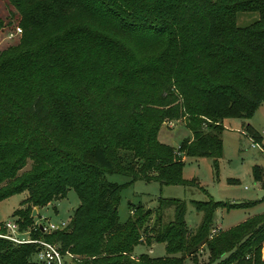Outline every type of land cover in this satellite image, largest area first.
<instances>
[{"label":"trees","instance_id":"trees-1","mask_svg":"<svg viewBox=\"0 0 264 264\" xmlns=\"http://www.w3.org/2000/svg\"><path fill=\"white\" fill-rule=\"evenodd\" d=\"M249 12L257 17L238 25ZM12 24L18 41L0 49V201L26 193L13 213L20 231L34 208L72 189L79 203L67 226L29 235L79 264H184L203 247L207 264H264V212L212 234L216 209L244 204L192 200L201 220L190 228L185 201L160 197L152 227L150 209L135 206L120 222L122 186L106 178L197 185L157 139L168 120L192 134L178 152L217 165L223 119L264 103V0H0V33ZM246 133L262 141L252 126ZM252 176L264 188L261 166ZM143 242L164 243L166 255L135 257ZM36 251L0 237V264H40Z\"/></svg>","mask_w":264,"mask_h":264},{"label":"rangeland","instance_id":"rangeland-1","mask_svg":"<svg viewBox=\"0 0 264 264\" xmlns=\"http://www.w3.org/2000/svg\"><path fill=\"white\" fill-rule=\"evenodd\" d=\"M257 17L256 13H239L238 25H245ZM15 28V29H14ZM16 25L7 26L0 33V49L13 45L18 41ZM17 32V33H15ZM221 134L222 151L217 165L214 166L210 157H190L178 152L182 141L189 139L192 134L183 119L166 121L160 128L157 139L167 144L182 157V177L190 180L195 178L197 185H160L157 181L131 180L128 175L119 173L106 174V178L120 184V198L117 213L120 222L126 221L132 214L130 206L150 209L147 225L152 227L157 216L158 199L178 198L186 203L185 221L190 228H195L200 220L201 213L195 211L192 200L204 201L211 198L215 201L227 203H242L237 208H218L213 212V227L216 232L225 230L242 220L264 211V188L254 181L252 167L259 165L264 169V103L247 118H224ZM246 125L252 126L261 136L262 141L257 142L246 133ZM30 166V161L23 169ZM230 179L237 180L230 183ZM26 193H17L0 201V223L15 220V209L25 198ZM79 203L76 193L70 189L65 197L54 200L48 205L35 208L33 224L43 225L47 222L60 223L68 221L69 216ZM173 207L164 209L163 220L172 219ZM27 228L20 231V236H26ZM149 233V232H148ZM148 253L151 257L166 255L165 245L162 242H153L152 245L139 244L135 246L133 255ZM264 251L262 248V257ZM264 258V257H263ZM64 264H79L75 260L64 257ZM208 252L205 247L198 254L185 259L184 264H207Z\"/></svg>","mask_w":264,"mask_h":264},{"label":"built area","instance_id":"built-area-1","mask_svg":"<svg viewBox=\"0 0 264 264\" xmlns=\"http://www.w3.org/2000/svg\"><path fill=\"white\" fill-rule=\"evenodd\" d=\"M17 32H21L19 27L16 28ZM15 32V33H17ZM179 154V153H178ZM132 213V211H131ZM68 224V221H61L60 223L47 222L42 226V233H50L56 230L64 229ZM39 225L34 224L32 230H35ZM40 228V227H39ZM29 231H26V236H20L18 223L16 220H7L0 223V237L12 241L13 243H33L37 245V251L34 253V260L40 264H64V257H68L71 260L75 257L69 251H62L59 244L55 242H49L43 238H32L29 235ZM216 231L212 229V234Z\"/></svg>","mask_w":264,"mask_h":264},{"label":"water","instance_id":"water-1","mask_svg":"<svg viewBox=\"0 0 264 264\" xmlns=\"http://www.w3.org/2000/svg\"><path fill=\"white\" fill-rule=\"evenodd\" d=\"M35 214H36V209L34 208L33 211H32V217L35 216ZM39 227H40V229H41V231H42V226L39 225Z\"/></svg>","mask_w":264,"mask_h":264},{"label":"crops","instance_id":"crops-1","mask_svg":"<svg viewBox=\"0 0 264 264\" xmlns=\"http://www.w3.org/2000/svg\"><path fill=\"white\" fill-rule=\"evenodd\" d=\"M264 212V211H263ZM253 216V215H252ZM243 221V220H242ZM232 227V226H231ZM152 245V244H151ZM150 246V245H149ZM263 251H264V246H263ZM135 257H137L136 255H135ZM263 257H264V255H263Z\"/></svg>","mask_w":264,"mask_h":264}]
</instances>
